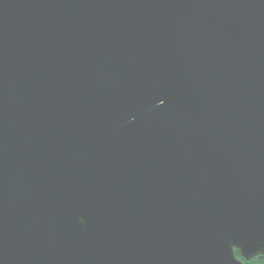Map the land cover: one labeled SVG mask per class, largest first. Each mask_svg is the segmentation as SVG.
<instances>
[{"label":"water","instance_id":"obj_1","mask_svg":"<svg viewBox=\"0 0 264 264\" xmlns=\"http://www.w3.org/2000/svg\"><path fill=\"white\" fill-rule=\"evenodd\" d=\"M264 255V0H0V264Z\"/></svg>","mask_w":264,"mask_h":264},{"label":"trees","instance_id":"obj_2","mask_svg":"<svg viewBox=\"0 0 264 264\" xmlns=\"http://www.w3.org/2000/svg\"><path fill=\"white\" fill-rule=\"evenodd\" d=\"M236 254L237 256L242 259L245 264H264V255H259V256H256V257H253L252 259L250 260H247L243 255L242 253L240 254V252L238 250H236Z\"/></svg>","mask_w":264,"mask_h":264}]
</instances>
